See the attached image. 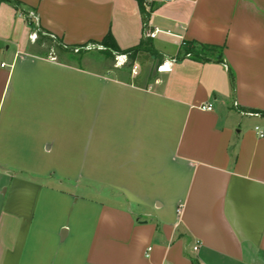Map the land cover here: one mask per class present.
Returning <instances> with one entry per match:
<instances>
[{
    "label": "crops",
    "instance_id": "1",
    "mask_svg": "<svg viewBox=\"0 0 264 264\" xmlns=\"http://www.w3.org/2000/svg\"><path fill=\"white\" fill-rule=\"evenodd\" d=\"M16 1L0 0V107L18 62L66 56L52 42L142 47L131 62L112 52L127 58L111 97L130 135L112 167L132 189L72 202L17 167L0 196V264H264V0H144V24L136 0Z\"/></svg>",
    "mask_w": 264,
    "mask_h": 264
},
{
    "label": "rangeland",
    "instance_id": "2",
    "mask_svg": "<svg viewBox=\"0 0 264 264\" xmlns=\"http://www.w3.org/2000/svg\"><path fill=\"white\" fill-rule=\"evenodd\" d=\"M56 45L52 42L50 51L58 55ZM89 47L66 48V56L54 57L46 69L35 62L20 73L17 63L0 107V196L17 167L24 179L50 182L72 192L68 200L79 203L94 192L121 202L120 188L125 191L133 183L118 176L119 164L112 167L114 158L123 162L129 155L128 106L111 97L113 68L120 59L104 48ZM116 105L122 108L118 119Z\"/></svg>",
    "mask_w": 264,
    "mask_h": 264
},
{
    "label": "trees",
    "instance_id": "3",
    "mask_svg": "<svg viewBox=\"0 0 264 264\" xmlns=\"http://www.w3.org/2000/svg\"><path fill=\"white\" fill-rule=\"evenodd\" d=\"M10 4H13L14 6H16L18 4V2L16 0H4ZM137 3H138V6H139V9L141 11V14H142V21H143V24L146 22V18L148 16L147 14V11H145L144 9V0H136ZM29 24H32V22H29ZM143 29H144V26H143ZM39 35H41V32L38 31L37 32ZM101 44L102 46H104V48L108 51H111V52H122V53H125L127 56H128V59H129V62L132 61L133 59V54L135 53V51L139 50L141 47H142V42L139 43L138 45L132 47V48H129V49H126V50H120L117 45L115 44L112 36L110 34H106L103 39L101 40ZM59 50H65L64 48H62L61 46L57 45L56 46ZM264 114V113H263Z\"/></svg>",
    "mask_w": 264,
    "mask_h": 264
},
{
    "label": "built area",
    "instance_id": "4",
    "mask_svg": "<svg viewBox=\"0 0 264 264\" xmlns=\"http://www.w3.org/2000/svg\"><path fill=\"white\" fill-rule=\"evenodd\" d=\"M161 1H163V2L165 1L166 2V1H171V0H161ZM26 17H29L30 19H32L33 24H34V27H37L38 26L37 16L33 12L28 11ZM37 30L38 29H36L30 35L33 40L36 38V34L38 32ZM150 35L152 36L153 33H150ZM89 46H94V44L93 45H86V46H84V48H90ZM95 46H97V48H101V45H95ZM116 57H118L122 62H125L126 59H127L125 54H122V55L117 54ZM50 59H54L53 55H50ZM117 63H118V61H117ZM170 70H171V61L168 60V59L163 60L156 67V71H158V72H164V71L166 72V71H170ZM198 108L201 109V110H204V111H210V110H212V104L211 103H203V104L198 105ZM254 129L258 133L259 137H262L264 135L263 131L261 129H259L258 126H255ZM177 212H178V209H177ZM145 256H147V254Z\"/></svg>",
    "mask_w": 264,
    "mask_h": 264
}]
</instances>
